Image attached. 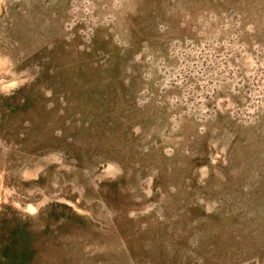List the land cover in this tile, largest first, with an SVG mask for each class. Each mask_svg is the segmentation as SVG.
<instances>
[{"label":"rangeland","instance_id":"obj_1","mask_svg":"<svg viewBox=\"0 0 264 264\" xmlns=\"http://www.w3.org/2000/svg\"><path fill=\"white\" fill-rule=\"evenodd\" d=\"M3 58L0 264H264V0H0Z\"/></svg>","mask_w":264,"mask_h":264},{"label":"clouds","instance_id":"obj_2","mask_svg":"<svg viewBox=\"0 0 264 264\" xmlns=\"http://www.w3.org/2000/svg\"><path fill=\"white\" fill-rule=\"evenodd\" d=\"M0 63H7V59L6 58L0 59ZM16 86H17L16 82H12L11 84H6V85H4V90H7L9 88H14ZM30 211L31 212H35L36 209L35 208H31Z\"/></svg>","mask_w":264,"mask_h":264}]
</instances>
